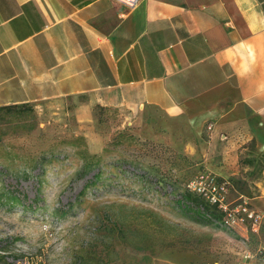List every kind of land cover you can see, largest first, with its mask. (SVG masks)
Here are the masks:
<instances>
[{
    "label": "crops",
    "instance_id": "obj_1",
    "mask_svg": "<svg viewBox=\"0 0 264 264\" xmlns=\"http://www.w3.org/2000/svg\"><path fill=\"white\" fill-rule=\"evenodd\" d=\"M24 103L99 144L97 109H118L212 174L244 175L241 147L264 154V0H0V107Z\"/></svg>",
    "mask_w": 264,
    "mask_h": 264
},
{
    "label": "rangeland",
    "instance_id": "obj_2",
    "mask_svg": "<svg viewBox=\"0 0 264 264\" xmlns=\"http://www.w3.org/2000/svg\"><path fill=\"white\" fill-rule=\"evenodd\" d=\"M97 120L101 144L73 115L0 107V264H264V222L226 226L184 195L212 173L206 163L147 137L118 109L98 108ZM239 166L244 175L218 176L257 208L263 153L245 143Z\"/></svg>",
    "mask_w": 264,
    "mask_h": 264
},
{
    "label": "built area",
    "instance_id": "obj_3",
    "mask_svg": "<svg viewBox=\"0 0 264 264\" xmlns=\"http://www.w3.org/2000/svg\"><path fill=\"white\" fill-rule=\"evenodd\" d=\"M129 8L138 5L139 0H117ZM188 188L201 195L215 206L223 215L224 225L243 227L258 231L264 222V215L243 195L232 198V183L229 179L220 178L212 173H200L187 183Z\"/></svg>",
    "mask_w": 264,
    "mask_h": 264
},
{
    "label": "trees",
    "instance_id": "obj_4",
    "mask_svg": "<svg viewBox=\"0 0 264 264\" xmlns=\"http://www.w3.org/2000/svg\"><path fill=\"white\" fill-rule=\"evenodd\" d=\"M263 156H264V154H263ZM230 180V179H229ZM94 179H90L89 181H88V183H87V185H91V184H93L94 182ZM231 181V183H232V189L234 188V184H233V182H232V180H230ZM193 191H191L190 189H189V191L188 192H185V196H186V198L188 199V200H190V201H192L194 204H196L197 206L198 205H203V203H204V201L207 203V205L204 207V209H205V211L206 212H209V211H211V209H213V210H215V211H217V213H218V215H219V217H220V219L222 220V213L215 207V206H213V205H211V204H209L206 200H205V198H203L201 195H199V194H197V193H195V192H193Z\"/></svg>",
    "mask_w": 264,
    "mask_h": 264
}]
</instances>
